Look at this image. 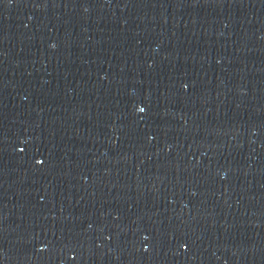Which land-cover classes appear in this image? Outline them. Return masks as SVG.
I'll return each instance as SVG.
<instances>
[{
  "label": "water",
  "instance_id": "95a60500",
  "mask_svg": "<svg viewBox=\"0 0 264 264\" xmlns=\"http://www.w3.org/2000/svg\"><path fill=\"white\" fill-rule=\"evenodd\" d=\"M0 264H264V0H0Z\"/></svg>",
  "mask_w": 264,
  "mask_h": 264
}]
</instances>
